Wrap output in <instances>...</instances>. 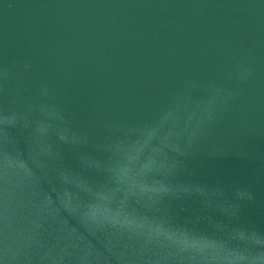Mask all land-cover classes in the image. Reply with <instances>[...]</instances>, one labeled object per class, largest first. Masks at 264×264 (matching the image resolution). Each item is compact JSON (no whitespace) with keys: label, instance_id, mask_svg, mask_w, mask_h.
<instances>
[{"label":"water","instance_id":"95a60500","mask_svg":"<svg viewBox=\"0 0 264 264\" xmlns=\"http://www.w3.org/2000/svg\"><path fill=\"white\" fill-rule=\"evenodd\" d=\"M0 264H264V0H0Z\"/></svg>","mask_w":264,"mask_h":264}]
</instances>
